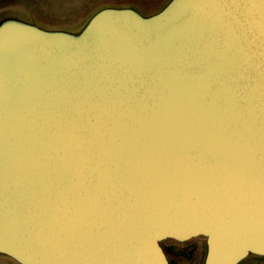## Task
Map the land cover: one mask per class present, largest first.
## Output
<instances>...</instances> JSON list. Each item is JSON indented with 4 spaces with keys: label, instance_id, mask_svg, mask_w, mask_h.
Segmentation results:
<instances>
[{
    "label": "water",
    "instance_id": "95a60500",
    "mask_svg": "<svg viewBox=\"0 0 264 264\" xmlns=\"http://www.w3.org/2000/svg\"><path fill=\"white\" fill-rule=\"evenodd\" d=\"M264 258V0L0 19V255L17 264Z\"/></svg>",
    "mask_w": 264,
    "mask_h": 264
},
{
    "label": "rangeland",
    "instance_id": "374dc122",
    "mask_svg": "<svg viewBox=\"0 0 264 264\" xmlns=\"http://www.w3.org/2000/svg\"><path fill=\"white\" fill-rule=\"evenodd\" d=\"M169 0H0V19L15 16L48 29L76 32L102 7H132L143 15L160 10ZM161 245L170 264H203L206 245L203 236L186 241L165 239ZM0 264H17L0 255ZM241 264H264V258L249 256Z\"/></svg>",
    "mask_w": 264,
    "mask_h": 264
},
{
    "label": "trees",
    "instance_id": "16d2710c",
    "mask_svg": "<svg viewBox=\"0 0 264 264\" xmlns=\"http://www.w3.org/2000/svg\"><path fill=\"white\" fill-rule=\"evenodd\" d=\"M241 264V263H240Z\"/></svg>",
    "mask_w": 264,
    "mask_h": 264
}]
</instances>
